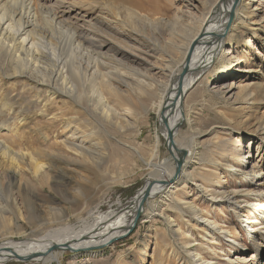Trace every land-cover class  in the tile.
Returning <instances> with one entry per match:
<instances>
[{
	"label": "rangeland",
	"instance_id": "rangeland-1",
	"mask_svg": "<svg viewBox=\"0 0 264 264\" xmlns=\"http://www.w3.org/2000/svg\"><path fill=\"white\" fill-rule=\"evenodd\" d=\"M217 1L204 0L203 5L197 0L41 1L48 5L61 6L63 10L69 11L73 21L80 18L78 25L87 29L90 27L88 31L82 29L87 31L84 34L90 35L92 41L82 46L102 55L98 58L102 66L100 72L102 75H108L106 78L113 91L116 89L124 96L118 99L110 97V93L106 92V98H110V105L122 117L114 120L112 124L97 119V123H101L104 129L95 121L94 127H87L83 121L77 119L75 124L81 127L84 134L87 133L85 135L93 134V139L99 144L97 151L95 150L96 157L102 160L99 159L98 164L78 161L68 150L67 144L79 135L72 134L67 125L72 124L77 115L83 116V120L86 118L85 113L77 112L73 104L65 105L62 100H49L45 92L42 93L40 102L35 101L37 90L31 91L21 78H14L11 69H0V103L7 95L22 102V94H27L24 105L16 106L15 115L10 111L4 115L0 114V129L5 128L0 131V141L6 142L19 153L29 155L36 152L37 162L46 164L47 167V177L41 182L33 179L34 176L30 172L32 163L30 164V160L26 162L27 178L24 177L29 178L27 182L31 194L28 196L23 189L14 194L21 219L12 216L14 225L9 228L10 232L7 230V235L0 233L1 242H18L24 238H33L59 225L81 227L82 218L88 223H93V219L88 217L90 211L106 214L126 208L146 183L156 178V174L136 155L134 158L125 155V158H129L126 160L110 158L112 144L121 142L138 150L139 155L149 161L159 138L158 157L152 161L164 163L166 168H172L173 156L163 136L164 129L157 112L160 96L169 97L173 93L180 63L184 57L180 50L195 37L205 14L212 10ZM241 1L238 0V6L244 7V14L250 17L248 21L256 20L257 24L236 29L237 33L233 36H230L233 28L227 29L224 34L225 42L218 51L215 68L203 73L200 80H197L185 95L180 114L183 121L175 138L179 145H189L190 140L195 138L194 143L189 146L193 153H198L201 161L190 165L186 176L191 175L197 184L208 186L209 190L213 185L207 180L209 171L222 166L224 160L221 153L228 151L230 145L232 148L240 145L244 152L240 154L234 168L247 161L252 167H257L253 178L259 171L264 173V28L260 26L264 10L262 6L259 11L255 10L259 5H263L264 1L256 0V4H251L248 0L243 4ZM129 12L136 13L141 19L131 17ZM134 26L137 28H133ZM66 29L69 32L61 31L58 34L60 49L68 51L79 63L83 61V66H86L89 60L83 57V48H79L78 41H71L70 35L73 36L74 29ZM207 42L204 38V45ZM226 49L231 52L230 57H238L243 61L230 71L232 77L228 81L235 82L232 94H228L224 87L220 89L217 84L213 85L214 81L217 83L219 78L224 77L225 74L222 75L221 70L230 64L229 55L219 59ZM259 53L263 56L260 57ZM146 71L156 74V84L151 86L153 91L148 86L135 84L136 80H144L142 75H148ZM138 75H141V78L136 77ZM121 79L125 83H122ZM91 84H86V88H83L84 96L88 98L94 96ZM240 84L242 88L237 89ZM4 122L6 127L3 126ZM228 128L231 130H226ZM89 135L88 138H91ZM248 154L251 156L248 157ZM218 179L228 183L225 185V191L240 188V185L232 180V176H219ZM4 186L6 185H2V188ZM175 193L176 199L166 200L158 195L156 199L147 201L145 215L112 246L102 251L89 252L91 254L76 255L69 250L62 251V264H194V257L185 254V245H189L188 248L192 252L201 251L205 260H216L220 264H229L237 256L240 259L239 264H242V261H246V264H264L262 247L257 260L248 261L255 256V247L248 239L244 225L236 222L235 214L227 206H212L209 200L202 198L194 185H188L184 179L175 189ZM2 194L6 207L10 192L4 188ZM179 199L195 204L203 212L204 218H211L218 228L229 230L230 235L225 237L220 229L214 234L209 233L207 229L202 228L192 211L179 203ZM153 211L159 213L158 216L148 220L147 215H151ZM247 215L251 221H256L257 216ZM167 220L178 225L183 238H175L174 228H171ZM232 241L235 243L231 244ZM5 264L40 263L11 260Z\"/></svg>",
	"mask_w": 264,
	"mask_h": 264
},
{
	"label": "bare ground",
	"instance_id": "bare-ground-1",
	"mask_svg": "<svg viewBox=\"0 0 264 264\" xmlns=\"http://www.w3.org/2000/svg\"><path fill=\"white\" fill-rule=\"evenodd\" d=\"M41 1L0 0V69L2 71L11 69V75L14 78H21L22 81L28 84L27 86L30 87L31 91L37 90L34 96V98L37 99L35 101L40 102L41 95L45 92L48 94L47 98H49V100H62L65 105L69 103L73 104L77 112L79 111L81 113L83 111L86 118L84 117L82 120L83 116L77 115V118H74V122L67 125V128H71L72 134L79 135L74 141L67 144L68 150L78 158V161H89L98 164L97 161L100 157H96L97 154L95 150L99 147V144L93 139V134H90L91 138H88L89 134L85 135L87 133L84 134L83 131H81V127L75 124V121L79 119V121H83L87 127H94V123H97V119H100L101 122L107 121L112 124L114 120L122 116L110 105L108 101L110 98H106V92L110 93V97L118 99H121L123 94L118 92L115 88V91H113L112 85L107 81L108 75H102L100 72V67L102 66L98 58L102 57V55L95 52V50V53L92 52V48V51H89L87 47L84 49L85 47L82 46L91 43V37L89 38L90 35L86 36V34H84L90 27L87 29L84 28V26L81 27L78 25V22H80L78 19L80 18L77 19L78 22L76 20L73 21V17H71L72 15L69 11L63 10L61 6L48 5ZM197 1H199L201 5L204 3V0ZM244 1L245 0H242L241 2L244 4ZM248 1L249 3L252 2L251 4H256V0ZM260 6H262L264 10V3L255 8V10L259 11ZM244 10L243 6H238V0H218L212 10H210L207 15L205 14L204 20H202L201 26L198 27L199 29L195 37H193L185 47L183 46L181 49L182 51L180 50V53L184 57H182L183 60L180 63L179 76L176 77L175 80L176 87H174L173 93L169 97L160 96L159 107L157 105L159 108L157 112L158 115H160V121L164 129L163 136L167 144L168 134L172 133L173 135V144L171 145L173 159L171 161L174 162V165L171 164L172 168H166L164 163L160 164L152 161L154 159L156 160V157H158L159 138H157L153 148L152 159L149 161L139 155L138 150L127 147L121 142L112 144V154L110 158L126 160L128 157L125 158V155L129 157L132 156L133 158L136 155L149 168L153 169L156 174L154 177L156 176V178L152 181H148L132 202L119 212L112 211L101 214L96 211H88V217L93 219V223H88L85 218H82L80 219L82 223L81 227H76V225H59L54 228H49L42 234L35 235L33 238H24L18 242L14 240L0 241V263L5 264L6 261L11 260L24 261L29 258L30 261L40 264H62V251H68L66 250L67 248L76 255L102 251L112 246L117 239L125 236L129 232L139 213L142 214V216L145 215V201L154 200L158 195H160V198L166 200L171 198L176 199L175 189L183 179L188 185H194L200 195L203 196L202 198L209 200L212 206L225 205L233 211L237 218L236 222L244 225V231L255 247V253L253 254L255 256H252L248 261L257 260L258 254H260L262 248H264V173L259 171L257 176L253 178L252 175L255 173L257 167H252L250 165L251 163L247 161L242 163L241 166H238L239 168H234L235 162L239 160V156L243 151L240 145L239 147L236 145L234 148L230 145L228 151H223L221 153L224 160L222 166L209 171L207 180L213 184L211 185V191L208 186L202 187L197 184L196 180H194L191 175L186 176L187 168L192 164H196L197 161H201L198 153H193L191 151L192 148L189 146L191 143H194L195 138H193L192 141L190 140V143L188 142L189 145H179L175 139L179 126L183 121V117L180 116V114L185 95L188 89L200 80L203 73L215 68L218 60V51L225 42L224 34L227 29L230 27L233 28L230 35L233 36L234 33H237L236 29L249 28L257 24L256 20L255 22L248 21L250 17L244 14ZM129 14L135 19H141L134 12H129ZM253 15L252 13L251 16ZM103 20L105 21L106 19L103 18ZM261 22L262 25L260 26L264 28V18ZM66 28L69 30L70 28L74 29L73 36L72 34L70 35L71 41H78L79 48H83L81 52L84 55H81L89 60L86 66H83L85 65L83 61L79 63L78 59L74 58V55H71L68 51L60 49L57 42L58 34L61 31H68ZM82 28L87 31L84 32ZM133 28L137 27L134 26ZM204 38L208 40L206 45H204ZM248 41L251 42L250 39H248ZM230 53L231 52L226 49L219 58L224 59L226 55H229L228 60L230 64L221 70V74H225L224 77L219 78L217 83H215L216 81L213 83V85L217 84L220 89L224 87L228 94H232L235 90V82H231V80L228 81V79L232 77L230 71L243 62L238 57H230ZM95 56H97V58ZM259 56L262 57L263 55L259 53ZM103 60L105 59L103 58ZM156 67L158 69V66ZM83 71L85 73H83ZM146 72L148 75H142L144 80H136L135 84L137 83V85L142 87L148 86L150 90L153 91L151 86L156 84V79L154 78L156 74L151 71ZM103 77L107 78L104 79ZM136 77L141 78V75ZM121 82L123 83L124 80L121 79ZM86 84H91L90 86L94 93V96L91 98L84 96L85 91L83 88H86ZM241 85L242 84H240L237 89L242 88ZM125 87H127L126 84ZM26 95V93L22 94V102L20 100H14V98L7 95L0 103V114L4 115L5 112L10 111L12 115H15L16 106H22L24 102L27 101ZM163 119L166 122V126L162 121ZM3 126L6 127L5 122ZM98 126H100L101 129L103 128L101 123H99ZM4 129L5 128H2L0 131ZM226 130H231V128ZM99 131L100 128L98 129V132ZM237 150L240 151L237 152ZM37 155L36 152L29 155L16 152L9 147L6 142L0 141V233H2V235H7V230L9 231V228L14 225V218L12 216L15 215V217L21 219V213L17 210L18 207L14 194L16 192H21L22 189L28 196L31 194L27 182L29 178L25 179V177L27 178V176H25L26 162L30 160V164L32 163L30 168L33 172L29 171L33 174V179H38L42 182L47 177L46 164L44 165L37 162ZM250 156L251 155L248 154V157ZM179 161L181 162L180 169L177 167ZM175 166L177 171L175 170ZM154 172L152 174H154ZM228 175L233 177L232 180L235 181L236 184H239L240 188L225 191V185L228 183L225 180L219 181L218 177H226ZM22 181L26 183L23 184ZM1 184L6 186L2 188ZM4 188H6L7 192H10L6 207H4L3 203L5 199L4 193L2 194ZM209 196H211L210 199L208 198ZM179 201L186 209L192 211L202 228L207 229L209 233L214 234L216 230L220 229L217 223L211 218H204L203 212L195 204L187 200L179 199ZM158 214L154 211L151 215L146 214L147 219L151 220L158 216ZM247 214L257 216L256 221H251ZM168 223L171 225V228H174L173 233L175 238L177 240L183 238L178 225L170 222ZM220 231L221 234H225V237L230 235L229 230L221 228ZM232 243L234 244L235 241H232L231 244ZM237 245L240 244L237 243ZM54 246H58L59 248L53 251ZM188 246L185 245V254H187L188 257H194V264H220V262L216 260H205L201 251L195 250L192 252L189 250ZM239 260L237 256L235 260L230 261L229 264H239ZM242 264H246V261H242Z\"/></svg>",
	"mask_w": 264,
	"mask_h": 264
},
{
	"label": "water",
	"instance_id": "water-1",
	"mask_svg": "<svg viewBox=\"0 0 264 264\" xmlns=\"http://www.w3.org/2000/svg\"><path fill=\"white\" fill-rule=\"evenodd\" d=\"M163 122H164V125L166 126V122H165V120L163 119L162 120ZM167 141H168V146H169V151L171 152V154H172V156H173V153H172V151H171V145L173 144V135H172V133H169L168 134V138H167ZM177 167H178V169H180V167H181V162L179 161L178 162V164H177ZM146 203V201L144 202V204ZM142 217V214H138L137 215V217H136V219H135V223H134V225L132 226V229L134 228V226L137 224V221L140 219ZM124 236H122L121 238H123ZM121 238H119V239H121ZM119 239H117V240H119ZM116 240V241H117ZM115 241V242H116ZM114 242V243H115ZM59 247L58 246H54L53 247V251L54 250H57ZM66 250H69L68 248L66 249ZM27 261L29 260L30 261V259L28 258V259H26Z\"/></svg>",
	"mask_w": 264,
	"mask_h": 264
}]
</instances>
